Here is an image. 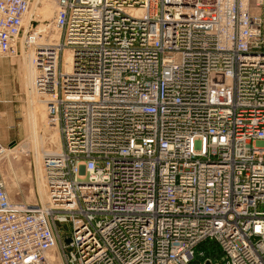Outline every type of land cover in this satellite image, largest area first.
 <instances>
[{"label":"built area","instance_id":"obj_1","mask_svg":"<svg viewBox=\"0 0 264 264\" xmlns=\"http://www.w3.org/2000/svg\"><path fill=\"white\" fill-rule=\"evenodd\" d=\"M35 1L0 0V56L43 42L63 147L45 206L10 200L0 140V264H264V0H54L56 42Z\"/></svg>","mask_w":264,"mask_h":264},{"label":"rangeland","instance_id":"obj_2","mask_svg":"<svg viewBox=\"0 0 264 264\" xmlns=\"http://www.w3.org/2000/svg\"><path fill=\"white\" fill-rule=\"evenodd\" d=\"M39 23L34 21L33 28L36 29ZM35 46L38 48L40 45L31 43L27 46L23 43L18 55L0 56V140L8 148V155L3 160L4 167H1L5 170L14 161L15 173L12 183L16 181L17 185H12L10 189L7 187L11 200L49 205L50 198L44 183L42 160L53 155L52 152L61 151V145L58 147L55 139V146L52 147L53 139L49 136L53 130L51 123L54 119L47 112L45 116L46 104L41 106L39 91L34 84L36 80H32L29 75L36 67L35 53L38 58L41 57L40 49ZM21 172H24V175L20 180L15 176ZM63 229L64 233L67 232L70 225L65 224ZM202 251L205 256H201ZM196 252L197 258L192 264H202L206 256L218 259L222 254L220 246L213 240L200 244Z\"/></svg>","mask_w":264,"mask_h":264},{"label":"bare ground","instance_id":"obj_3","mask_svg":"<svg viewBox=\"0 0 264 264\" xmlns=\"http://www.w3.org/2000/svg\"><path fill=\"white\" fill-rule=\"evenodd\" d=\"M56 8H57V4H56V2L54 0H36L33 3V5H32L31 11L29 12V14L27 15V17L25 19L26 30L31 27V24H32V21L33 20H38L40 23H39V25H37V28L34 29V31H36L39 36H42V35H45L46 36V34H47L48 37H46V39H45V37L42 38L43 40H45V42H47V41H51V42L58 41L59 38H60L59 37V32H58V30H56V27L54 26V23H53L54 22V16H55ZM23 41H24V39H22V45H23V43L25 44V42H23ZM31 43H34V45L35 44L41 45V43H43V42H41L40 38H37L36 40L29 41V44H31ZM29 44H27V46ZM21 48H22V46H21ZM37 49L38 50L40 49L39 46H38ZM37 49H36V52H37V54H39V51H37ZM43 54H44V52L41 51V53L39 54V56L41 55V57L38 58L36 56V53H35L34 63L35 62L36 63L37 62H41V60L44 57ZM13 56H16V55H13ZM66 56H67V60L69 61L70 58H71L70 53L69 52H66ZM35 66H36V64H35ZM35 68L36 67H34V70L30 71V73H29L30 78L32 80H34V81L36 80L37 76L39 75L37 69H35ZM39 98H40L41 106H44L46 104V98H45V96L41 95V93L39 92ZM46 112L48 113V111H47V104H46V109H44L45 116H47V113ZM48 115L51 117V115L49 113H48ZM51 118L54 119L53 122L51 123V127H53V130H52L51 135L49 136L51 139H53V143L54 144L52 145V147L55 146V143H56L55 142V139H57L56 140L57 141V146L60 147V145H61V149H62L63 143H61L62 142V138L59 140L61 133H60L59 125H58V119L55 116L54 117H51ZM9 150L11 152H13L12 151V148H10ZM52 150L54 151V148ZM55 152H57V153H55ZM55 152H52V153L58 154L60 151L57 150ZM7 155H8V148H6V150H5L4 157L2 159L1 165L4 164L3 160H4V158L7 157ZM10 155H13V154H10ZM11 158H9V159H11ZM44 158L42 160V167H43ZM12 162L5 169L6 171L4 170V168L2 169V167H4V165L1 167V174H2L3 179L5 181L6 187H8L9 189H10V187L12 188V185H14V186L17 185L16 181H14V184L12 183V181L14 180V173H15V171L13 172V170H14L13 169V166H15L14 165V161H12ZM21 174H19V175L16 174L15 177L17 179H20L21 180L22 177H23V175H24V172H21ZM44 183H45V186L47 187V184H46V181H45V177H44ZM8 188H7V193H9L8 192ZM48 194H49V192H48ZM8 196H9V194H8ZM49 198H50V196H49ZM10 200H11V198H10ZM50 204H51V201H50ZM50 204L49 205H45L44 204V205L45 206H50ZM56 251H57L56 252L57 253L56 257H57V260H59V263L58 264H64L62 262V252L60 251L59 245H57Z\"/></svg>","mask_w":264,"mask_h":264},{"label":"water","instance_id":"obj_4","mask_svg":"<svg viewBox=\"0 0 264 264\" xmlns=\"http://www.w3.org/2000/svg\"><path fill=\"white\" fill-rule=\"evenodd\" d=\"M206 264H210L209 262H207Z\"/></svg>","mask_w":264,"mask_h":264}]
</instances>
